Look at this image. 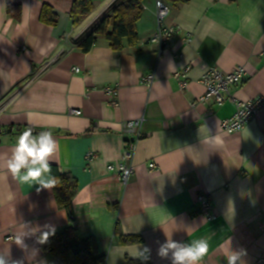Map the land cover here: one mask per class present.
<instances>
[{"label":"crops","instance_id":"crops-1","mask_svg":"<svg viewBox=\"0 0 264 264\" xmlns=\"http://www.w3.org/2000/svg\"><path fill=\"white\" fill-rule=\"evenodd\" d=\"M74 1L0 0V255L21 264H63L44 252L40 234L75 227L81 238L98 240L105 264L144 261L138 254L145 248L150 264H171V253L158 255L165 233L183 243L207 238L201 264H226L221 245L227 239L244 251L243 264H264V106L242 132L229 135L221 122L235 113V104L198 101L206 92L200 81L207 67L226 73L244 67L247 79L232 88L234 96L247 101L264 95V0L171 6L165 24L181 31L162 53L150 42L158 27L157 0L143 2L136 43L125 40L117 51L100 37L88 53L76 42L115 0H92L95 10L79 26L71 15ZM44 5L58 15L56 26L41 22ZM186 67L182 90L174 76ZM151 73L153 84H144ZM110 84L119 85V108L108 104L103 88ZM72 109L82 114L71 115ZM139 118L143 136L125 186L108 168L121 163L132 137L121 132V123ZM27 127L34 135L53 133L59 150L51 167L77 179L73 220L58 207L54 187L22 184L7 169ZM90 152L96 157L88 161ZM201 194L212 203L215 220L201 213ZM120 234L142 241L124 244Z\"/></svg>","mask_w":264,"mask_h":264},{"label":"trees","instance_id":"trees-1","mask_svg":"<svg viewBox=\"0 0 264 264\" xmlns=\"http://www.w3.org/2000/svg\"><path fill=\"white\" fill-rule=\"evenodd\" d=\"M170 6L185 3L187 0H162ZM144 0H115L108 10L90 25L79 40L77 48L88 53L100 37H105L110 46L117 51L124 48V41L129 44L137 42V23L144 12ZM95 10L92 0H75L71 15L75 26L81 25ZM11 13V7L9 10ZM40 20L50 26H56L58 15L53 9L44 5ZM111 29V30H110ZM52 174L58 178L54 194L58 207L66 210L73 220L72 206L78 193L77 179L69 172H60L52 168ZM44 233L40 234V239ZM124 244L139 243V236L120 234ZM44 252L60 257L63 264H105L106 258L99 251L98 240L90 236L81 238L75 227H67L58 233H48L47 240L41 242ZM126 264H150L148 260H127Z\"/></svg>","mask_w":264,"mask_h":264},{"label":"built area","instance_id":"built-area-1","mask_svg":"<svg viewBox=\"0 0 264 264\" xmlns=\"http://www.w3.org/2000/svg\"><path fill=\"white\" fill-rule=\"evenodd\" d=\"M171 10L172 8L170 5L166 4L162 0H157L156 16L158 27L156 33L150 39V42L159 46L160 53H162L163 50L169 46V44L181 31L179 27L165 24L167 17L171 13ZM52 62H48L42 66L38 70V73H41L42 71L49 68ZM79 71V68H74V72L77 73ZM189 71L190 67L182 68L178 70L174 76L182 90L187 88ZM154 78V73H151L146 75L142 82L147 85H152ZM246 79L247 73L244 67H237L231 72L227 73L217 67H207L206 72L200 81L205 87L206 92L198 99L199 102H211L216 106H222L228 101H231L235 104V113L221 122L222 130L229 135L242 132L246 125L264 106V95L257 96L247 101L238 100L234 96L232 93V88L242 86ZM103 90L109 97L108 104L112 108H119L121 105L119 100V85L110 84L105 86ZM2 111L3 108L0 110V112ZM70 114L81 115L82 112L80 110L72 109L70 110ZM143 125L144 118L128 120L121 123V132L130 134L132 137L130 140L125 142L121 163L117 166L110 165L108 169L109 171L116 173L125 186L129 184L132 176L135 173V165L133 160L136 153L137 143L143 136ZM95 157L96 154L90 152L87 155V160L91 161ZM153 167L154 165H151V168ZM198 203L200 204V211L203 215H205L209 220L216 219V214H214L212 210V203L206 195H199ZM8 239L11 240L13 238L9 237Z\"/></svg>","mask_w":264,"mask_h":264},{"label":"clouds","instance_id":"clouds-1","mask_svg":"<svg viewBox=\"0 0 264 264\" xmlns=\"http://www.w3.org/2000/svg\"><path fill=\"white\" fill-rule=\"evenodd\" d=\"M207 132V129L201 132ZM206 139L215 144L217 136H206ZM59 150V144L54 139L51 131H40L33 134V128L27 127L17 138V142L11 158L7 161L8 171L22 184L39 185L40 188H53L58 178L52 174L50 161ZM39 190V189H38ZM166 234V240L159 245L158 255L161 258H168L171 253V264H201V261L209 251L207 238L194 239L190 243L174 241L171 235ZM48 233H44L40 242L47 240ZM16 243L22 245V240L17 237ZM226 264H243L242 257L245 254L242 249H233L231 240L227 239L224 245ZM150 249L145 248L139 252L138 257L148 259ZM0 264H21L20 261H13L8 254L7 258L0 255Z\"/></svg>","mask_w":264,"mask_h":264},{"label":"water","instance_id":"water-1","mask_svg":"<svg viewBox=\"0 0 264 264\" xmlns=\"http://www.w3.org/2000/svg\"><path fill=\"white\" fill-rule=\"evenodd\" d=\"M0 142H1V140H0Z\"/></svg>","mask_w":264,"mask_h":264}]
</instances>
